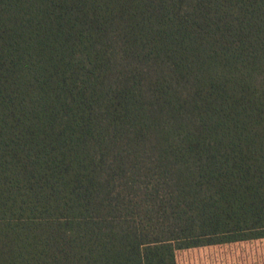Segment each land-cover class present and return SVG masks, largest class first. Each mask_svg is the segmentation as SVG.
Masks as SVG:
<instances>
[{
  "label": "trees",
  "instance_id": "1",
  "mask_svg": "<svg viewBox=\"0 0 264 264\" xmlns=\"http://www.w3.org/2000/svg\"><path fill=\"white\" fill-rule=\"evenodd\" d=\"M260 238L264 0H0V264Z\"/></svg>",
  "mask_w": 264,
  "mask_h": 264
},
{
  "label": "rangeland",
  "instance_id": "2",
  "mask_svg": "<svg viewBox=\"0 0 264 264\" xmlns=\"http://www.w3.org/2000/svg\"><path fill=\"white\" fill-rule=\"evenodd\" d=\"M177 264H264V238L182 249Z\"/></svg>",
  "mask_w": 264,
  "mask_h": 264
}]
</instances>
